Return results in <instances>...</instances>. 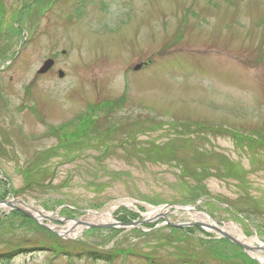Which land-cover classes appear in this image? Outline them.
I'll return each mask as SVG.
<instances>
[{"label": "rangeland", "instance_id": "rangeland-1", "mask_svg": "<svg viewBox=\"0 0 264 264\" xmlns=\"http://www.w3.org/2000/svg\"><path fill=\"white\" fill-rule=\"evenodd\" d=\"M29 1L0 0V55L6 56L0 69L17 56L0 77L9 99L5 108L16 113L19 122L10 126L8 115L1 112L0 130L11 127L5 131L13 146L5 142L7 135H0V177H7L11 189L21 195L18 199L33 208L64 217L67 212L62 204L74 207L73 217L78 218L82 210L111 209L113 216L118 212L147 215L150 206L187 205L189 193L200 191L196 190L199 182L185 178L175 162L146 156L147 144L152 147L183 137L178 121L228 128L240 132L239 136L264 134V0H60L52 9L46 4L49 0H43L19 20ZM44 6L34 40L16 55L25 35L12 28L27 26L28 32L36 12ZM62 49L67 51L65 55L60 54ZM47 58L54 59L55 67L38 76ZM148 60L152 63L147 68L131 72L133 66ZM57 70L64 72L63 79L57 77ZM122 96H126L122 110L108 114L112 103ZM30 102L35 110L27 108ZM95 110H99L100 121L108 114L112 125L138 120L156 126L147 134L116 132L111 140L122 141V148L116 146L106 155H102L103 149L82 152L75 145L66 155L55 137L61 135L58 128ZM202 134L183 137L194 138L185 142L191 148L178 145L189 154L193 148L198 150L195 155L208 148L212 154L203 158L211 168L201 185L205 196L199 211L221 226L233 225L237 235L257 237L264 243V149L250 152L249 141L227 133ZM99 139L94 138L90 145L100 146ZM246 140L253 143L252 137ZM34 153L40 156L31 163ZM219 154L224 162L230 159L244 171L241 180L216 178L215 172L223 171L221 163L219 168L214 166V156ZM2 190L0 183V195ZM230 204H237L240 212H232ZM6 212V208L0 209V253L14 245L28 249L15 253L9 264H147L146 255L165 264L168 257L180 253L221 264L248 262L245 257L238 260L237 250L215 240V234L209 233L214 239H208L193 230L185 234V242L175 244L184 235L165 226L150 236L133 230L119 232L112 239L106 230L88 234L82 230L75 238L68 234L70 238L62 240L91 251L130 253L108 261L54 259L58 246L65 248L67 243L60 241L57 246V240L48 234L29 231L27 224L21 225L26 220L19 216L1 218ZM201 215L177 212L168 217L186 222ZM47 225L61 226L54 220ZM178 246L183 249L180 253ZM159 256L164 258L159 261Z\"/></svg>", "mask_w": 264, "mask_h": 264}, {"label": "trees", "instance_id": "trees-1", "mask_svg": "<svg viewBox=\"0 0 264 264\" xmlns=\"http://www.w3.org/2000/svg\"><path fill=\"white\" fill-rule=\"evenodd\" d=\"M134 126H136V124H134ZM125 127V125H123L122 124V128H124ZM127 127H128V123H127ZM152 129H154V128H152V127H150V126H144V127H141L140 129H139V132L141 133H143V132H148V131H151ZM97 130H99V129H97ZM199 131H202V130H200L199 129ZM95 132V135H99V133H103L104 131H94ZM106 132V131H105ZM113 133V132H112ZM94 134V133H93ZM248 137V138H247ZM247 137H245V140L244 141H249V144H248V146H249V149L250 150H253L252 152H255V148L256 149H264V136L262 135V136H258L257 138H256V140L257 141H255L254 143H252L250 140H246V139H249V136H247ZM72 139H74V137H71L70 138V140H72ZM206 157H209V156H207V155H205V154H202V155H195L193 158H191V159H187L186 161H187V163H184V165H183V168H184V171L185 172H191L188 176H190L192 179H194L195 180V182L196 183H198L199 182V184L198 185H200V184H202V182L204 181V179L207 177L206 176V171L208 170V168H211V167H209V166H207V164H205V162H203L202 161V159L203 158H206ZM209 161V160H208ZM221 161H223V159H221ZM197 162H199V163H203V164H201L200 166H199V168H200V170H201V172L199 171V172H197L196 170H197V168H196V164H197ZM178 163V162H177ZM181 163H183V162H181ZM205 164V165H204ZM219 165H220V161H219V163H217V165H214V166H216L217 168H219ZM221 166L225 169V174L224 173H222V170H220V172H216V175H217V177H220V178H229V179H231V178H233V179H236V178H238L237 177V173H239L235 168H232L229 164H228V162L226 161V162H222L221 163ZM193 171V172H192ZM239 179V178H238ZM196 190H197V188H196ZM16 216H19L21 219H25L26 221H22L21 222V225H25L26 226V224L28 225V227H29V231H40L39 233H44V234H47L45 231H43L42 229H40L39 227H37V226H35L34 224H33V222H30V220L29 219H27V218H25L24 216H21V215H16ZM184 235V234H183ZM187 238V236H180L178 239H176L175 240V242H176V244H180V243H183V242H185L186 239ZM53 241H55V240H53ZM58 243L59 242H54V244L55 245H58ZM64 245V244H63ZM15 246V245H14ZM12 247V248H15V247ZM181 246V245H180ZM180 246H178V252L180 253V249L181 250H183L182 248H180ZM11 248V249H12ZM62 249L58 246V248H57V252H62L61 251ZM66 250H68L67 252H69V251H71L72 249L71 248H69V247H67L64 251H66ZM16 251H21L20 249H12V250H10V251H7L6 253H5V256H7V258H11L12 256H13V254H15L16 253ZM187 255V254H186ZM180 256H181V253H180ZM182 256H185V255H182ZM189 257H191V256H189ZM195 257H197V256H195ZM200 257H204V256H200ZM1 258V257H0ZM238 260H241L242 259V257H241V255H239V257H236ZM207 259V258H206ZM190 261H192V263L191 264H197L196 262L198 261L197 260V258H192V260H190ZM244 263L245 264H248V262L247 261H244ZM200 264H207V262L205 263H200ZM249 264H253L252 262H250L249 261Z\"/></svg>", "mask_w": 264, "mask_h": 264}, {"label": "bare ground", "instance_id": "bare-ground-1", "mask_svg": "<svg viewBox=\"0 0 264 264\" xmlns=\"http://www.w3.org/2000/svg\"><path fill=\"white\" fill-rule=\"evenodd\" d=\"M157 211H160V210H155V213ZM89 220L90 222L92 221H96V222H109L111 220V212H105V213H92L89 215ZM200 221L202 222H205V223H209L210 221L206 218V217H202L199 219ZM212 223V222H210ZM230 224V223H229ZM224 230L229 232V233H232V234H235V232L238 231L237 228H235L233 225H228V224H225V227H224ZM240 240H242L244 243H246L247 245L249 246H257L258 245V241L255 237H252V238H244L242 237V235H238ZM254 257L262 264H264V252H261V254H256L254 255Z\"/></svg>", "mask_w": 264, "mask_h": 264}, {"label": "water", "instance_id": "water-1", "mask_svg": "<svg viewBox=\"0 0 264 264\" xmlns=\"http://www.w3.org/2000/svg\"><path fill=\"white\" fill-rule=\"evenodd\" d=\"M0 205H5V206H8V207H11V208H15V209H18L16 208L11 202H8V201H4V202H0ZM20 211L22 212V210L20 209ZM29 215V214H27ZM30 217H32L34 220H36L38 222V220L36 218H34L33 216L29 215ZM45 219H48L49 217H44ZM76 224H82L80 221H77ZM84 225V224H82ZM134 225H137L136 223L134 224H109V225H105V227H115V226H119V227H127V226H134ZM192 225H197V226H200V227H207V228H210L211 230H214L216 232H218L220 235H222L224 238L228 239L229 241H231L232 243L238 245V246H241L245 251H258L262 248H258V249H252L250 247H247L246 245L242 244L241 242H239L238 240H236L235 238L231 237L228 233L224 232V231H221L219 230L218 228H216L215 226H204L202 224H199V223H196V224H192ZM89 227L93 228V227H97V226H91V225H88Z\"/></svg>", "mask_w": 264, "mask_h": 264}]
</instances>
